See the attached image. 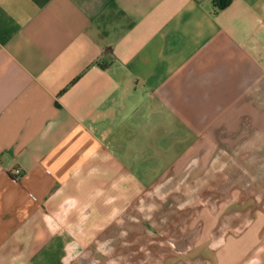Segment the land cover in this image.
Returning <instances> with one entry per match:
<instances>
[{
    "label": "crops",
    "instance_id": "crops-1",
    "mask_svg": "<svg viewBox=\"0 0 264 264\" xmlns=\"http://www.w3.org/2000/svg\"><path fill=\"white\" fill-rule=\"evenodd\" d=\"M200 154L206 203L152 204ZM158 232L264 264V0H0V264H152Z\"/></svg>",
    "mask_w": 264,
    "mask_h": 264
},
{
    "label": "rangeland",
    "instance_id": "rangeland-1",
    "mask_svg": "<svg viewBox=\"0 0 264 264\" xmlns=\"http://www.w3.org/2000/svg\"><path fill=\"white\" fill-rule=\"evenodd\" d=\"M226 138L228 139V136ZM232 138L234 137H231L229 139H232ZM223 139H225L224 136L219 137L218 143H216V147L218 148L217 150H223V148H221V147H224ZM205 153L206 151H204L202 154H205ZM204 160L206 159L205 158L202 159L201 154H200L194 157L192 160H190L189 163L184 165L182 168H178L177 170H173L172 172H170V174L165 179H163L158 185V187L156 188V191L154 192L156 193V195L154 194V196L151 197L152 204H159V203L161 204V203L166 202L168 207L178 206V209L181 210V207H184L189 204L191 205V203H193L197 198L198 200L202 199V202L206 203L205 196L199 197L196 195L198 191H201V189H205L206 187H208L207 177L204 176L202 179L193 178L195 176V174L193 173L196 172L197 167L203 164L201 162ZM221 167L222 165H220V168ZM181 194L182 196H180ZM192 194H195V195H192ZM155 213L156 212L153 211L151 214L155 215ZM162 234L163 233L158 232V236L160 237L156 240L157 241L156 244L149 245L150 246L149 248L145 247V250L151 249V254H152V252L154 253L155 250L158 249L157 251L158 257L159 255H163L164 251L168 253L169 252L178 253V255H182L184 258L182 260L183 264H197L196 261H191L186 258L187 251H184V249L181 250L180 245H178L174 240L169 239V237L163 236L164 234L163 235ZM218 246L219 245H217L216 247ZM157 256H154L152 258L151 260L152 264H158L157 262L159 258H157ZM163 260H164V257H163ZM121 262L126 264V261L124 260H121ZM202 262L203 264H213V262L211 261L208 262L206 259H204Z\"/></svg>",
    "mask_w": 264,
    "mask_h": 264
},
{
    "label": "trees",
    "instance_id": "trees-1",
    "mask_svg": "<svg viewBox=\"0 0 264 264\" xmlns=\"http://www.w3.org/2000/svg\"><path fill=\"white\" fill-rule=\"evenodd\" d=\"M232 0H214L216 8L223 9L231 4Z\"/></svg>",
    "mask_w": 264,
    "mask_h": 264
},
{
    "label": "built area",
    "instance_id": "built-area-1",
    "mask_svg": "<svg viewBox=\"0 0 264 264\" xmlns=\"http://www.w3.org/2000/svg\"><path fill=\"white\" fill-rule=\"evenodd\" d=\"M10 173L14 177L15 180H19L24 174L23 170L20 167H16L10 170Z\"/></svg>",
    "mask_w": 264,
    "mask_h": 264
}]
</instances>
